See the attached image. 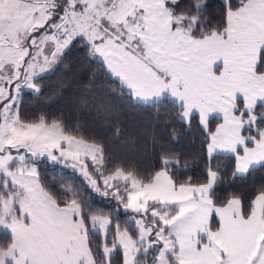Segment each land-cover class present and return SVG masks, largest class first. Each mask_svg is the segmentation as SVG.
Instances as JSON below:
<instances>
[{"label":"snow or ice","instance_id":"1","mask_svg":"<svg viewBox=\"0 0 264 264\" xmlns=\"http://www.w3.org/2000/svg\"><path fill=\"white\" fill-rule=\"evenodd\" d=\"M76 44L133 101L170 103L189 125L198 113L207 141L199 179H174L179 160L163 144L141 170L109 159L79 122L21 115L22 93L40 94L38 81ZM94 106L111 115L102 98ZM262 125L264 0H221L219 20L207 0H0V264H114V253L119 264H264V184L246 204L217 195L228 167L213 164L224 154L232 179L264 168ZM45 160L78 170L117 202L115 214L47 185ZM120 206L134 230L113 227Z\"/></svg>","mask_w":264,"mask_h":264},{"label":"trees","instance_id":"2","mask_svg":"<svg viewBox=\"0 0 264 264\" xmlns=\"http://www.w3.org/2000/svg\"><path fill=\"white\" fill-rule=\"evenodd\" d=\"M220 5L221 0H207V15L219 20ZM38 83L42 86L40 94L29 90L22 93L20 112L24 118L32 119L43 114L50 119L61 118L70 127H76L79 122L78 134L102 140L109 152V159L116 156L128 163L135 162L141 170L150 169L156 163L163 144L179 160L178 165H172L174 179L182 182L189 176L194 180L201 177L207 141L197 114H194L195 118L189 125L177 119L179 109L170 103L158 107L133 101L126 90L122 91L118 82L105 76L100 59L90 57L87 48L80 44L70 47L54 70L44 74ZM100 98L111 109L110 116L97 113L94 101ZM218 120L217 117H211L209 127L213 129ZM37 163L41 179L50 187L61 191L71 189L78 193L85 204H91L93 209L115 214L117 202L111 197L105 198L95 193L77 170L47 160ZM213 164L228 167V171L222 173L217 195L236 192L245 198L246 204L255 189L264 184V168L253 170L244 179H232V167L224 154L214 158ZM132 216L133 213L124 212L120 206L118 217L113 219V227L119 222L122 228L127 226L134 230ZM100 239L96 237L97 241ZM113 259L114 264H119L118 253L113 254Z\"/></svg>","mask_w":264,"mask_h":264},{"label":"crops","instance_id":"3","mask_svg":"<svg viewBox=\"0 0 264 264\" xmlns=\"http://www.w3.org/2000/svg\"><path fill=\"white\" fill-rule=\"evenodd\" d=\"M99 58V57H98ZM100 59V58H99ZM197 114V116H198V113H196ZM211 117H217V114H213ZM210 117V118H211ZM198 121H199V116H198ZM222 122V119H220L219 118V120H218V122L214 125V127H213V131H215V128H216V126L219 124V123H221ZM201 126V125H200ZM202 127V126H201Z\"/></svg>","mask_w":264,"mask_h":264},{"label":"rangeland","instance_id":"4","mask_svg":"<svg viewBox=\"0 0 264 264\" xmlns=\"http://www.w3.org/2000/svg\"><path fill=\"white\" fill-rule=\"evenodd\" d=\"M90 163V162H89ZM78 171V170H77ZM89 171H91V168H89ZM79 172V171H78ZM80 173V172H79ZM81 174V173H80ZM87 181V180H86ZM88 182V181H87ZM149 259H150V257H149ZM114 260V263H115V259H113Z\"/></svg>","mask_w":264,"mask_h":264}]
</instances>
